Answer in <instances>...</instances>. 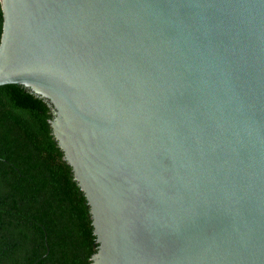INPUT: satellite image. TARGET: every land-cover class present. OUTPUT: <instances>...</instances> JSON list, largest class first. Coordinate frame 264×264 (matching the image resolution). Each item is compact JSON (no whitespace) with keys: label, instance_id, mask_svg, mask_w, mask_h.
<instances>
[{"label":"water","instance_id":"water-1","mask_svg":"<svg viewBox=\"0 0 264 264\" xmlns=\"http://www.w3.org/2000/svg\"><path fill=\"white\" fill-rule=\"evenodd\" d=\"M0 2V85L52 105L90 264H264V0Z\"/></svg>","mask_w":264,"mask_h":264},{"label":"trees","instance_id":"trees-1","mask_svg":"<svg viewBox=\"0 0 264 264\" xmlns=\"http://www.w3.org/2000/svg\"><path fill=\"white\" fill-rule=\"evenodd\" d=\"M3 22L0 2V42ZM53 116L49 101L25 86L0 85V264H90L97 251Z\"/></svg>","mask_w":264,"mask_h":264}]
</instances>
